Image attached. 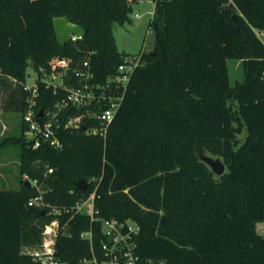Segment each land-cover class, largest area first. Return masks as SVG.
Segmentation results:
<instances>
[{"label":"trees","instance_id":"16d2710c","mask_svg":"<svg viewBox=\"0 0 264 264\" xmlns=\"http://www.w3.org/2000/svg\"><path fill=\"white\" fill-rule=\"evenodd\" d=\"M132 0H0V76L13 81L6 109L26 111L28 74L38 82V110L67 96L49 84L66 69L64 83L79 85L75 71L89 59L96 84L111 82L131 54L120 51L115 27L131 21ZM68 17L86 30L62 46L54 19ZM149 30L151 50L127 86L106 135L65 124L84 108L60 113L63 147L33 148L26 124L4 139L21 149L20 188L0 189V264H41L26 252L40 246L53 215L29 206L36 194L25 175L43 177L48 201L72 205L96 190L100 218L133 219L141 227L143 259L168 264H264V0H156ZM66 66H55V59ZM243 61L245 79L231 85L228 59ZM112 90V92H113ZM86 127L101 126L85 117ZM219 156L217 175L198 149ZM90 185L79 189L77 182ZM93 179H96L93 181ZM65 218H63V222ZM106 240L100 221L78 215L70 234L57 238L59 264H88Z\"/></svg>","mask_w":264,"mask_h":264},{"label":"built area","instance_id":"2783aa9c","mask_svg":"<svg viewBox=\"0 0 264 264\" xmlns=\"http://www.w3.org/2000/svg\"><path fill=\"white\" fill-rule=\"evenodd\" d=\"M144 0H132L133 6ZM149 0H146L148 3ZM154 4L156 0H153ZM147 5V4H146ZM139 17V12H136ZM258 36L264 42V30L256 31ZM83 39V33H72L68 40L78 41ZM140 64V55H130L118 67V73L111 76V82L106 84H96L93 79L95 73L92 69L89 59L83 62V67L75 71L76 76L80 79L79 85L68 87L64 83V76L67 70L54 71L49 84H53L56 89L62 86L67 89V96L59 100L54 107L49 109L38 110L37 96L38 82L36 77L32 84L25 85V89L29 90L27 97V108L23 115L26 124V135L32 143L33 148H38L42 144H50L54 147H63L60 136V113L63 108L69 105L81 106L84 112L80 115L71 116L67 120L66 127L80 128L83 125L85 117L97 118L101 126L86 127L89 132L100 133L106 135L110 123L113 121L115 114L121 104L123 95L112 92L109 88L112 86H127L130 78ZM55 66H66L68 62L65 60L55 59ZM57 76L61 77V82L56 83L53 79ZM32 77V76H31ZM30 77V78H31ZM41 112V113H40ZM54 172L52 167L47 166L43 177L31 178L27 174L26 180H29L31 186L34 187L36 194L32 196L28 204L29 206H37L44 208L51 215L52 221L45 229V235L40 246L35 248H27L26 252L41 264H59L56 256L57 238L61 233L69 232V223L78 215H86L91 222L100 221L102 224L103 234L106 237L96 252L93 247V229L86 230L81 233V237L91 242L92 257L86 258L84 261L88 264H168L165 259H143L137 250V237L141 231L139 223L133 219L119 220L118 218H100L98 216L99 209L96 205V190H93L88 196L82 198L72 205H57L48 201L46 193L49 191L48 178ZM96 179H93L95 181ZM63 218L65 221L63 222Z\"/></svg>","mask_w":264,"mask_h":264},{"label":"rangeland","instance_id":"374dc122","mask_svg":"<svg viewBox=\"0 0 264 264\" xmlns=\"http://www.w3.org/2000/svg\"><path fill=\"white\" fill-rule=\"evenodd\" d=\"M154 8V1L149 0L147 5L138 11L139 17L136 16V10L133 9L131 21L116 25L115 39L120 51L137 55L142 49H152L154 36L149 30V22L153 16ZM136 20H140V22L137 23ZM228 66L231 85L245 79V70L241 59H228ZM34 78L35 76L28 78V83L32 84ZM53 80L56 83L61 82V77L57 76ZM12 83L11 79L0 76V118L9 125V128L4 130L0 123V189H16L22 185L20 146L13 143L1 144L4 139L20 134L22 130L20 112L6 109L4 106ZM260 228L264 229V222L260 223Z\"/></svg>","mask_w":264,"mask_h":264},{"label":"water","instance_id":"95a60500","mask_svg":"<svg viewBox=\"0 0 264 264\" xmlns=\"http://www.w3.org/2000/svg\"><path fill=\"white\" fill-rule=\"evenodd\" d=\"M146 0H144L141 3H137L133 6L134 10L139 11L141 10L144 6H146ZM54 25H55V30L57 34V38L59 43L64 46L70 35L72 33L79 34V33H85L86 30L83 26H81L78 23L72 22L68 17L62 16V17H56L54 19ZM28 77H31V73L28 74ZM41 113V112H40ZM82 129H86L85 125H82ZM72 130H76L77 127H72ZM198 156L199 158L207 163L211 169L217 174V175H222L226 171V164L222 160L221 157L219 156H214L213 154L206 153L204 152L201 148L198 149ZM26 185L31 187V183L29 180L26 181ZM90 185L89 181L86 179H80L77 182V187L79 189H86ZM46 213V210H43V214ZM259 233L263 234L264 229L259 228Z\"/></svg>","mask_w":264,"mask_h":264},{"label":"crops","instance_id":"0c3cea01","mask_svg":"<svg viewBox=\"0 0 264 264\" xmlns=\"http://www.w3.org/2000/svg\"><path fill=\"white\" fill-rule=\"evenodd\" d=\"M137 12V11H136ZM136 22L137 23H139L140 22V20H136ZM19 112V111H18ZM20 114H21V112H20ZM1 115V114H0ZM4 117H5V115H4ZM22 120H23V116H22V114H21V126H22ZM0 123H1V125H2V129H7V128H9V125H7L8 123L6 122V121H4V120H2V118H0ZM3 125H5L4 126V128H3Z\"/></svg>","mask_w":264,"mask_h":264}]
</instances>
